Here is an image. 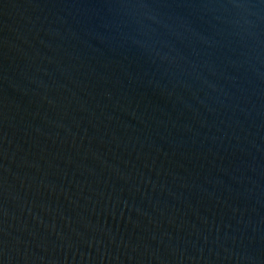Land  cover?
Returning <instances> with one entry per match:
<instances>
[{
	"label": "water",
	"instance_id": "water-1",
	"mask_svg": "<svg viewBox=\"0 0 264 264\" xmlns=\"http://www.w3.org/2000/svg\"><path fill=\"white\" fill-rule=\"evenodd\" d=\"M0 264H264V0H0Z\"/></svg>",
	"mask_w": 264,
	"mask_h": 264
}]
</instances>
